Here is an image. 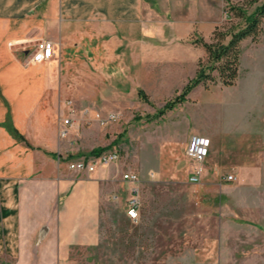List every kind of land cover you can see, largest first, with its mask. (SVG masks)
<instances>
[{
  "label": "rangeland",
  "instance_id": "rangeland-1",
  "mask_svg": "<svg viewBox=\"0 0 264 264\" xmlns=\"http://www.w3.org/2000/svg\"><path fill=\"white\" fill-rule=\"evenodd\" d=\"M144 1L142 22L127 25L123 36L104 34L85 43L96 53L64 58L59 42L49 39L53 74L44 94L65 103V117L75 125L62 152L90 156L92 147L107 146L119 152L116 162L139 176L138 220L127 217L124 203H103L99 244L74 249L72 264H172L167 254L183 248L196 227H208L214 237L208 264H264V17L257 40L240 42L232 85L213 72L215 82L197 85L181 106L154 117L195 75L198 60H205L201 40L215 41L238 20L227 15L228 4L245 0ZM263 1L248 5L247 12ZM42 39L12 48L26 62ZM84 109L117 117L103 126L84 116ZM194 119L197 125L208 121L214 133L207 217L198 214L205 210L207 187L187 178L194 161L185 153L184 132ZM176 130L180 137L173 136Z\"/></svg>",
  "mask_w": 264,
  "mask_h": 264
},
{
  "label": "crops",
  "instance_id": "crops-1",
  "mask_svg": "<svg viewBox=\"0 0 264 264\" xmlns=\"http://www.w3.org/2000/svg\"><path fill=\"white\" fill-rule=\"evenodd\" d=\"M144 3L0 0V264H72L74 249L99 244L102 204L115 200L124 203L126 209L133 184L122 174L134 171L118 162L91 172L68 167L69 160L85 155L61 150L75 125L68 126L66 137L58 135L61 119L69 115L65 103L44 94L52 85L51 58L22 62L13 45L37 37L59 42L64 58L72 53H96L85 43L99 41L104 34L123 36L127 25L142 22ZM176 131L173 136L180 137ZM193 133L209 137L211 143L214 138L208 121L197 125L194 119L184 134ZM208 155L202 161L204 175L199 182L207 187L205 210L198 213L205 217ZM213 239L208 227H196L185 246L173 248L166 260L172 264H208V244H213Z\"/></svg>",
  "mask_w": 264,
  "mask_h": 264
},
{
  "label": "trees",
  "instance_id": "trees-1",
  "mask_svg": "<svg viewBox=\"0 0 264 264\" xmlns=\"http://www.w3.org/2000/svg\"><path fill=\"white\" fill-rule=\"evenodd\" d=\"M258 0H245L243 4H228L227 15L232 13L238 20L229 25L224 31H219L216 40L212 42L201 40L206 51L205 60L199 59L195 75L183 86L181 91L171 99H168L163 107L157 110L154 117H160L166 111L173 109L176 105L187 99L188 93L197 85L206 82H215L216 75L223 85H232L238 76L239 61L241 54L240 42L251 37L257 40L262 32L261 19L264 17V1L256 5L252 12H247V6ZM141 98L147 99L142 89L138 90ZM22 137V136H21ZM105 147H94L88 154L97 155L105 151Z\"/></svg>",
  "mask_w": 264,
  "mask_h": 264
},
{
  "label": "built area",
  "instance_id": "built-area-1",
  "mask_svg": "<svg viewBox=\"0 0 264 264\" xmlns=\"http://www.w3.org/2000/svg\"><path fill=\"white\" fill-rule=\"evenodd\" d=\"M52 42L49 39H42L36 44L35 52L31 55L29 61L40 62L50 58L53 54ZM89 113L92 119H95L100 125H107L108 123L116 119V114L109 112L103 114L99 111H89L84 109L82 114L85 116ZM71 117L62 118V126L58 129V135L60 137H66L68 134V126L71 123ZM211 146V140L209 137L193 133L189 136L185 147V153L188 158L192 159L196 164L188 176V180L191 183H199L204 171L202 161L209 154ZM119 152L116 149H109L102 151L97 155L81 156L68 161V167L76 171L91 172L98 166L107 165L111 162L119 160ZM122 178L133 184L130 188V194L126 201V215L132 220L136 221L139 218V212L141 207V197L139 192L138 174L134 171L124 172ZM228 179L232 178V175L227 176Z\"/></svg>",
  "mask_w": 264,
  "mask_h": 264
}]
</instances>
